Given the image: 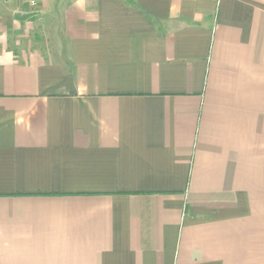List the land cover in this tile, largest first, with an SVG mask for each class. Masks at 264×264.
<instances>
[{
	"label": "crops",
	"instance_id": "obj_1",
	"mask_svg": "<svg viewBox=\"0 0 264 264\" xmlns=\"http://www.w3.org/2000/svg\"><path fill=\"white\" fill-rule=\"evenodd\" d=\"M0 264H264V0H0Z\"/></svg>",
	"mask_w": 264,
	"mask_h": 264
},
{
	"label": "built area",
	"instance_id": "obj_2",
	"mask_svg": "<svg viewBox=\"0 0 264 264\" xmlns=\"http://www.w3.org/2000/svg\"><path fill=\"white\" fill-rule=\"evenodd\" d=\"M27 2L32 10H37L42 0H27Z\"/></svg>",
	"mask_w": 264,
	"mask_h": 264
}]
</instances>
